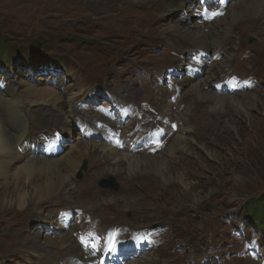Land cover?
I'll return each instance as SVG.
<instances>
[{"label": "rangeland", "instance_id": "rangeland-1", "mask_svg": "<svg viewBox=\"0 0 264 264\" xmlns=\"http://www.w3.org/2000/svg\"><path fill=\"white\" fill-rule=\"evenodd\" d=\"M26 1L37 6L57 7L68 15L64 20L56 22L55 26L53 18L51 23L47 24V20L36 13L27 15L22 12L21 20L13 12H10L12 15L9 17L6 13L0 12V91L5 90V86H19L20 82L25 85L22 90L28 86L54 88L61 81L75 85L77 92L82 91V94H77L73 101L77 117L72 124V131L76 136L79 134L81 139L86 141L103 142L120 130L118 135L121 138L123 132L129 131L128 124L136 121L132 125L133 131L129 132V136L136 143L132 144L131 149L138 146L137 151L141 152L147 151L150 146L151 148L157 146L153 148L155 152L152 149V154L161 156L166 163L165 166L170 168L168 173L170 175L184 173L188 177L187 186L159 184L151 191L150 183L143 178L137 180L136 184L133 182L131 187L132 182L127 186L123 177L102 175L96 180L94 190L105 194V197L108 196L113 201L94 202L89 193L79 198L76 195L75 198L83 210L89 208L90 203L100 205L95 211L102 217L95 223L88 218L89 216L84 215V218L80 219L83 212L81 209L68 217L63 216L65 221L64 219L60 221L68 226L72 241L79 245L77 249H86L79 241L83 235L97 241L99 236L108 231L115 239H121L114 252L117 253L116 258L125 261L123 264L133 261L136 264H264V232L259 230V226H251L244 220L247 201L255 200L264 194V41H256V38L252 37L254 33L248 29L240 31L235 28V32L231 26L234 41L223 44L231 47L226 49L223 56L214 55L211 47L206 59L202 58V64L199 66L200 63L194 61L193 57L189 58L188 55L180 54L173 48L163 46L159 37L156 40L139 37L147 26L141 18L147 17L144 16L147 10L136 8L132 5L135 4L133 0H108V10L113 16L120 19L127 14L126 18L132 19L135 24V30L111 32L104 30V25L109 20H102L103 15L95 13L99 5L105 3L104 0ZM159 1L162 0H157ZM242 1L245 0H233L229 2L231 5L228 3L222 6V13L217 12L211 23L224 24L229 20L227 10L234 2ZM203 4L205 6H201L198 0H195L193 5L195 8L188 5L182 10L176 6L162 10L160 14L162 17L157 24L158 32L155 25L156 35L168 23L175 24L184 20H188L189 23H207L210 20L203 17L201 12L206 16L213 14L210 7L206 6V2ZM247 11L249 13L246 12L248 16L246 18H253L254 15L251 13L254 11L251 8ZM243 15L244 13L241 17ZM16 16L17 20L14 19ZM241 17L236 21L243 20ZM98 19L101 20L100 27H97L95 22ZM219 19L221 20L218 21ZM16 21L26 23H21L19 28H16L13 27V22ZM27 23L29 25H26ZM202 54L204 53L200 52L193 56ZM185 57H188L186 60H190L188 62H191L194 69L199 70V74L192 73V77H189L188 71L184 68L183 72H178V77L171 78L168 70L182 71L183 69L177 68V63ZM219 59L228 60L230 70L225 75L216 77L212 82L214 85L217 82L224 83L231 77H237L242 81L251 79L254 83L253 89L230 95L237 100L242 98L246 100L245 105L234 109L231 114L235 122L231 125L233 130L217 132L216 129L205 126V129L199 131L202 139L184 131L179 134L177 131L173 132L176 117L174 116L170 123L162 121L160 117L165 113L166 105L178 101L189 91L188 86L193 84L194 79L200 78L208 65L220 61ZM143 87L150 91H138ZM163 87L169 91L176 90L177 93L168 94L169 97L162 95V91L158 90ZM126 90L132 92L126 94ZM134 92H137L136 96H133ZM22 97L24 98L23 95ZM40 108L53 117L38 112L31 114L30 109L37 110L39 107L30 106L28 101L21 104V110L27 116L32 134L47 132L49 136L58 133L65 138L66 135L64 136L54 123L67 113L68 108L64 106L59 109L45 105ZM140 109L145 112H141ZM172 109L180 112L182 107L173 106ZM117 114L124 117L125 122L114 131L116 127L107 124L116 123L113 115ZM249 118L253 121L251 126H248ZM197 125L201 128L204 122L199 121ZM159 128H163V131L159 132L157 130ZM152 130L156 134V143L146 149L145 144L139 140H144ZM176 135L183 138L179 143H182L185 150L181 147L174 149L178 143V141L175 143ZM66 144L67 139L61 145L62 148H67ZM114 146L121 148L122 145L119 146L118 140L117 142L115 140ZM171 146L175 153L173 155L169 154ZM91 171L87 157L81 164L79 172L72 177L73 185L83 182ZM171 179L176 180V176H171ZM104 183H111L117 189L101 187ZM3 204L7 206L6 202ZM58 210L52 219L60 218L62 208ZM41 212L45 219L47 212L45 210ZM38 215L40 217V214ZM42 222L45 227L40 225ZM2 224L8 228L6 218ZM29 225L32 231L30 236H36L42 246L47 245L49 239L57 235L49 230L43 220H36ZM110 227L116 228L115 231H110ZM261 227L264 229V226ZM118 228L121 229L120 232ZM137 229L142 230L133 231ZM131 230L133 233L129 236ZM143 231L158 234L155 245L150 244V249L139 239ZM2 233L0 229V236L4 237ZM122 240L137 242H131L132 251H129L130 245L122 244ZM9 242H13V238L10 237ZM99 247L101 248L100 245ZM17 249L16 258L11 257L7 261L0 258V264H30L32 260L37 264L39 261L32 249L25 250L27 253L19 252V248ZM38 252L44 254L40 249ZM91 257H96V254L93 252ZM88 261L85 259V262L78 263L94 264Z\"/></svg>", "mask_w": 264, "mask_h": 264}, {"label": "bare ground", "instance_id": "bare-ground-1", "mask_svg": "<svg viewBox=\"0 0 264 264\" xmlns=\"http://www.w3.org/2000/svg\"><path fill=\"white\" fill-rule=\"evenodd\" d=\"M104 1L105 3L103 5H99L100 7L96 10L97 12L95 11V13L103 15L102 20H109L108 23L104 25V30L106 29L108 32L113 30H135V24H133L134 21L130 18L127 19V14L124 15V18L118 19V16H113L108 10V0ZM193 1L195 2V0H162L159 2H157V0H133L135 4L132 5H135L136 8L147 10V13L144 14V16L147 17H141L142 21L144 20L145 23H147V26H144L145 31L140 34L139 37L150 40H156L159 37L163 46H168V49L173 48L174 51L180 54H185L186 56L197 55L200 52L207 55L209 54L211 47H213L212 51L214 55L219 54V56H223L226 49L231 47V45L223 44L233 43L232 30L235 28H238L240 31L248 29L250 32L254 33L252 37H255L256 41H264V0H245L240 3L232 2L233 4L229 10L226 8L229 20H225L226 22L222 21L224 22L222 25L217 22L201 24L197 22L189 23L188 20H184L175 24L168 23L156 35L155 25L157 29V24L159 23L160 17H162V15H160L162 10L172 6H176V8L182 10L188 5L193 6ZM28 2L29 1L26 0H0V12L6 13L8 17L12 15L10 12H13L17 14L21 20L22 12L27 15L36 13L37 15L44 17L47 20V24L51 23V18H53V20H55V26L56 22L62 21V19L64 20L65 16L68 15L66 12H63L54 6L43 7ZM193 7L195 8V6ZM196 8H198V6H196ZM216 8L219 9L220 12L222 11L220 6L215 7L214 5L210 7V10L215 11ZM248 8H251L254 11L251 13V15H254L253 18H246L248 17L246 16ZM243 13L244 15L241 17ZM17 16L14 17V19L16 18L15 20L18 19ZM228 17L226 19H228ZM239 17L243 18V20L237 22L236 19H239ZM220 20L221 19L218 21ZM95 22L97 27H100L101 20L98 19ZM13 23V27L19 28V24H24L26 22L16 21ZM26 25H29V23ZM244 36L246 37V35ZM186 59H188V57L178 61L177 68H185L189 71L190 66H193L190 64L191 62H188L190 60ZM93 60L94 59L92 58V61ZM229 70L230 65L226 59L218 62L214 61V64L208 65L200 78L194 79L193 84L190 82L191 85L188 86L190 87L189 91L181 96L178 101L166 105L164 110L165 113L163 112L164 114H161L162 116L160 115V117H162L161 120L170 123L175 116L177 120H175V125L178 127V134L179 132L184 131V133H191L200 136V129H205L206 127L214 128L217 132H222L226 129L233 130L231 125H233V123L235 124V122L233 117H231V114L234 109L241 108L245 105L246 100L244 98L237 100L236 97L230 96L229 94L219 95L212 87V85H214V83H212L213 80L216 77L219 78L220 75H225ZM17 86H5V88L3 87L5 90L0 91V229L4 236H0V258L2 260L7 261L11 257L16 258V251L18 250L17 248H19V252L24 253H27L25 250L32 249L35 253V257L39 260L37 264H79V261L85 262V259L89 260V263L92 261L95 264L99 256L91 257V254H93L92 250L84 248L78 250L77 248L79 245H76L72 241L70 235L71 232L69 231L68 226H66V223H60V221H63V216L68 217V215L75 211L83 210V207L81 208L76 202V195H78L79 198L81 195L89 193L93 197L92 200H95L94 202L98 200L113 201L108 196L105 197V194L97 193L94 190L96 180L102 175L117 178L123 177L124 181L127 182V186L132 182L131 187L133 182L136 184L137 180L143 178V180L150 183L151 189H149L151 191H153L159 184L166 186L178 184L187 186V184H189L187 182L188 177L184 173H173L172 175L168 173L170 168L165 166L166 163L160 158L161 156L158 157V154H152L155 152L154 147L151 148L150 146L151 150L148 149L147 151L141 152L137 151L138 146L131 149L132 144L136 143H134L133 138L129 135L131 131H133L134 127L132 125L136 121L134 123H129V131L123 132L121 135L120 139L123 140L124 143L123 149L114 146L111 141H86L82 140L79 134V136H76L72 131V124L77 117L75 116L77 112L73 108V101L75 97H77V94H82V91L77 92L75 85L66 84L64 81H61L57 83L54 88L28 86V88L22 90L25 85L21 82L19 83V86ZM113 91L114 90H112V92ZM138 91L143 92L150 90L143 87L138 89ZM158 91H162V95L166 96L168 94L174 95L177 93L176 90H173L174 92L171 90L169 91L166 87H163V89ZM131 92L132 91L126 90V94ZM136 93L133 96H136ZM79 98H81V95ZM85 99L87 98H84V100ZM247 100H249V98H247ZM27 101L30 106L39 107L37 110L30 109L31 114L38 112L43 113V115H48L47 117L53 116L44 112L40 106L45 105L59 109L66 106L68 108L67 113L71 114L64 113L61 118L54 123L55 126L61 129L59 131H62L64 136L66 135L65 139H67V148H62L63 146H61V148L46 150V147L42 146L43 135L48 134H46L47 132H42L39 135H33L30 131V124L27 116L21 110V104ZM173 106L182 107V110L180 112L173 111ZM116 110L119 109H115V111ZM141 112L145 111L141 110ZM60 114L62 113L60 112ZM113 116H115L117 122L112 125H107H114L116 129L113 127V130L115 129L114 131H116L118 127L122 126V123L125 122V120L124 117H121L119 114ZM191 119L193 121H191ZM251 120L252 118L248 119V121H250L248 126L252 125L251 123H253V121ZM199 121L204 122V125L201 128L197 125ZM227 125L230 128H228ZM32 126L33 125H31V127ZM49 136L53 137V135L50 134ZM200 138L202 139L201 136ZM181 140H183V138H181L180 135H176L175 143L177 141L178 143L174 149L180 147L183 149L185 148L182 147V143H179ZM53 146V139H50L48 148ZM172 147L173 146L169 149L170 155L175 154ZM87 157L89 160V171L92 169V173L86 176L83 182L73 185L72 177L79 172L81 164L87 159ZM173 175L176 176V180L171 179V176ZM3 202H6L7 206H4ZM81 203L84 205L83 202ZM98 206L100 205L95 203H90L88 206L89 208L84 206L86 208H84L81 213L80 219H83L85 215V217L89 216L88 218L94 223L97 222L99 218L102 217L95 211V208ZM60 208H62L60 212L62 215L59 213L61 215L60 218L58 219L55 217L52 219ZM42 210L47 212L45 219L41 216ZM38 214H40V217ZM5 218L8 228L2 224ZM36 220H43L47 223L50 231L57 233V235H54L49 239V242L45 246H42L38 242L36 236H30L32 231L30 230L29 224L34 223ZM42 223H40V225L45 227L44 223ZM113 228L114 227H110V231H115L116 228ZM139 230L142 229L133 231ZM131 231L128 234L129 236H132L133 231ZM104 233L109 232L106 231ZM10 237L13 238V242H9ZM30 240L32 242H30ZM131 242L136 243L137 241L131 240ZM39 249L44 254H40L38 252ZM113 254L114 256L117 255L114 251ZM30 264L35 263L32 260ZM128 264L136 263L133 261Z\"/></svg>", "mask_w": 264, "mask_h": 264}, {"label": "trees", "instance_id": "trees-1", "mask_svg": "<svg viewBox=\"0 0 264 264\" xmlns=\"http://www.w3.org/2000/svg\"><path fill=\"white\" fill-rule=\"evenodd\" d=\"M244 220L252 226H259V230L264 232V194L257 199L248 200L246 203V213Z\"/></svg>", "mask_w": 264, "mask_h": 264}, {"label": "water", "instance_id": "water-1", "mask_svg": "<svg viewBox=\"0 0 264 264\" xmlns=\"http://www.w3.org/2000/svg\"><path fill=\"white\" fill-rule=\"evenodd\" d=\"M83 168H85V166ZM101 186L109 189H117V187L115 185L113 186L111 183H104Z\"/></svg>", "mask_w": 264, "mask_h": 264}, {"label": "snow or ice", "instance_id": "snow-or-ice-1", "mask_svg": "<svg viewBox=\"0 0 264 264\" xmlns=\"http://www.w3.org/2000/svg\"><path fill=\"white\" fill-rule=\"evenodd\" d=\"M82 243H83V240H82Z\"/></svg>", "mask_w": 264, "mask_h": 264}]
</instances>
